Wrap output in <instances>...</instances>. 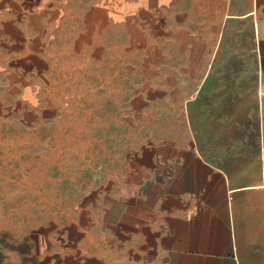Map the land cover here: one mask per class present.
Masks as SVG:
<instances>
[{
  "label": "crops",
  "instance_id": "crops-1",
  "mask_svg": "<svg viewBox=\"0 0 264 264\" xmlns=\"http://www.w3.org/2000/svg\"><path fill=\"white\" fill-rule=\"evenodd\" d=\"M64 51L128 77L125 168L62 230L6 238L0 264H264V0H0L13 93H49ZM223 55L254 67L257 128L214 156L189 111Z\"/></svg>",
  "mask_w": 264,
  "mask_h": 264
},
{
  "label": "rangeland",
  "instance_id": "rangeland-1",
  "mask_svg": "<svg viewBox=\"0 0 264 264\" xmlns=\"http://www.w3.org/2000/svg\"><path fill=\"white\" fill-rule=\"evenodd\" d=\"M45 71L49 93L35 89L26 97L0 74V243L62 230L87 196L94 202L98 191L114 186L130 150L129 84L119 63L64 51ZM255 82L250 60L223 55L214 64L199 95L201 110L189 111L192 133L211 155L252 140ZM197 112L201 119L194 120Z\"/></svg>",
  "mask_w": 264,
  "mask_h": 264
}]
</instances>
